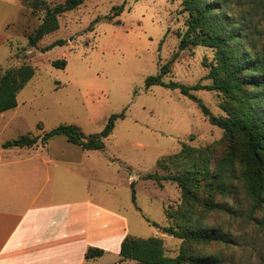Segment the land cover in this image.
<instances>
[{
    "label": "rangeland",
    "instance_id": "374dc122",
    "mask_svg": "<svg viewBox=\"0 0 264 264\" xmlns=\"http://www.w3.org/2000/svg\"><path fill=\"white\" fill-rule=\"evenodd\" d=\"M45 1L52 7L64 0ZM224 1L227 7L223 11H229L235 18H246L243 31L250 35L247 42L264 47V0ZM20 3L22 7H0V35L8 38L0 45V69L29 65L35 74L18 93V107L0 115V144L29 133L41 137L63 124L75 125L85 135L96 134L110 116L123 113L124 118L115 122L112 133L105 138L104 149L85 152L83 155L91 158L83 156L81 160L101 169V176L97 175L96 183H92L104 206L111 200L116 209L113 210L127 220L128 236L162 239L164 254L169 258L185 249L191 255L220 252L221 264H264V243L256 240L257 229L243 222V218L229 222L220 213L203 214L199 208L193 211V220L202 226L217 227L231 234L237 246L228 250L186 245L166 234L163 228L173 224L166 213L179 209L180 190L170 181L159 185L144 180L148 174L180 173L169 160H166L168 170L158 168L156 163L179 153L182 145L209 147L212 161L228 147V136L209 124L195 102L177 90L145 88V79L158 74L175 53L169 73L163 77L165 83L185 86L211 83L206 76L214 64L213 50L188 47L178 52L187 18L182 0H85L61 15L58 30L44 36L35 48L28 46L27 37L40 24L44 12H32L25 1ZM122 4L119 16L105 18L112 15L113 7ZM57 40L65 44L42 51ZM61 59L66 62L63 69L51 65ZM191 94L216 117H225L223 106H231L216 91L198 90ZM44 146L56 154L65 149L81 151L63 136H56L45 145L38 142L36 147ZM129 175L134 176L135 204L127 183ZM232 185L230 197L215 200L244 212L248 201L236 173ZM257 218L264 220V214ZM117 260L121 261L114 253L104 251L96 264H113Z\"/></svg>",
    "mask_w": 264,
    "mask_h": 264
},
{
    "label": "trees",
    "instance_id": "16d2710c",
    "mask_svg": "<svg viewBox=\"0 0 264 264\" xmlns=\"http://www.w3.org/2000/svg\"><path fill=\"white\" fill-rule=\"evenodd\" d=\"M32 12L43 11L40 24L27 37L28 46L35 48L46 35L58 30V18L82 5L85 0H64L49 7L45 0H22ZM224 0H182L183 11L187 14L186 30L180 38L178 52L188 47H205L214 51V64L206 76L211 80L209 85L183 84L163 81L177 53L164 64L158 74L145 79V88L153 86L177 90L180 95L195 102L202 114L212 126L224 131L228 136V147L224 154L212 161L209 147L201 149L182 145L179 153L168 158H161L156 166L168 170L166 160L179 170L178 174H148L144 180H153L161 185L162 181L175 183L180 190V205L177 211L167 212L172 220L163 231L183 243L197 246H219L228 250L236 241L229 232L217 227L202 226L193 220V211L199 208L201 213H220L229 222L243 218V222L257 229L256 240L264 243V220L257 215L264 214V47L254 42L250 45L245 27L244 16L235 18L227 10ZM123 4L112 8L113 19L121 14ZM243 18V19H240ZM98 20V19H97ZM96 22V21H95ZM57 40L42 49L46 51L54 46H63ZM51 65L63 69L65 60H54ZM35 71L29 65H21L2 71L0 69V114L16 108L17 95L32 79ZM207 90L221 93L231 106H223L225 117L211 115L200 99L191 91ZM124 114L112 115L101 132L85 135L72 124L59 125L44 133L41 137L30 133L0 144L1 149L31 148L40 142L45 145L56 136H63L66 141L83 151H100L104 149V140L113 131L115 122L123 119ZM38 129H41L38 127ZM235 173L245 191L248 208L239 212L234 207L215 200L216 197L228 198L231 195ZM132 203L135 204L133 183H130ZM202 195V196H201ZM136 209H138L136 207ZM156 226L155 223H152ZM259 231V232H258ZM261 235V236H260ZM183 250L174 258L164 254L162 239H147L126 236L119 248L121 261H132L133 264H221L220 252L210 255H191ZM103 255V250L87 249L86 259Z\"/></svg>",
    "mask_w": 264,
    "mask_h": 264
},
{
    "label": "crops",
    "instance_id": "0c3cea01",
    "mask_svg": "<svg viewBox=\"0 0 264 264\" xmlns=\"http://www.w3.org/2000/svg\"><path fill=\"white\" fill-rule=\"evenodd\" d=\"M0 7L22 3L0 0ZM0 39V45L8 41L5 34ZM36 146L0 148V264H96L103 255L88 260L89 248L118 258L128 236L127 220L111 200L104 206L97 193L93 183L101 169L81 160L91 158L85 152L94 151L65 149L56 154ZM133 177L128 176V184ZM124 263L133 264H113Z\"/></svg>",
    "mask_w": 264,
    "mask_h": 264
}]
</instances>
